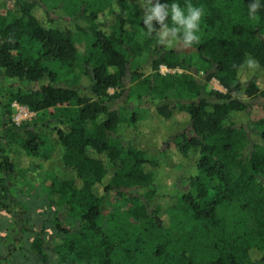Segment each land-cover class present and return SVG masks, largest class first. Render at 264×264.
Wrapping results in <instances>:
<instances>
[{"label": "trees", "instance_id": "1", "mask_svg": "<svg viewBox=\"0 0 264 264\" xmlns=\"http://www.w3.org/2000/svg\"><path fill=\"white\" fill-rule=\"evenodd\" d=\"M5 2L0 230L16 223L19 238L0 264H264V7L250 17L251 0H175L204 11L200 43L180 50L147 34V0ZM14 102L39 118L4 120ZM255 107L262 118L236 123ZM53 150V170L28 179L31 158ZM168 153L189 182L172 196L159 179ZM110 199L162 241L138 249L106 232Z\"/></svg>", "mask_w": 264, "mask_h": 264}, {"label": "rangeland", "instance_id": "2", "mask_svg": "<svg viewBox=\"0 0 264 264\" xmlns=\"http://www.w3.org/2000/svg\"><path fill=\"white\" fill-rule=\"evenodd\" d=\"M5 6H8L5 2V0H0V11H3ZM85 44H86L85 41H81V43H79V47L82 50H84ZM180 44L181 43L179 41H176L175 43H173L170 46L179 47L181 50V48H183V46ZM191 55L193 56L192 61L194 62L196 60V58H195L194 54H191ZM195 66H197V62H195ZM159 71L161 74H165L167 72H174L176 70H170V69H167V68L161 66ZM207 88L223 91V88L221 87V85L218 83V81L215 78H212L209 81ZM14 112H15L14 107H12L11 117H12V114H14ZM46 116L47 115L45 114V117ZM249 116H246L242 113H239V114L234 116V120L236 121V123H245L246 120L247 121L249 120L250 122H252L254 120H258V119L262 118L263 112L260 108L255 107L253 109V111L251 112V114H249ZM35 118H39V117L34 112L31 119L26 120V121L31 122V121L35 120ZM4 120L11 122L10 118L7 116L5 117ZM150 121L153 124L158 125V120L156 118H152V119L150 118ZM163 125L161 124L162 127H163ZM164 126L166 127V125H164ZM171 126L172 125H170V127ZM157 135L161 136L160 134H157ZM160 139H162V137ZM253 140L255 142H261V144H262V140L257 135L253 136ZM156 142H159V141L156 140ZM54 151L55 150H53L51 152L50 158L48 160L36 162V160L31 158L30 165H29V167H27V172L29 173V175H28V173H26V175L29 176L28 179L37 182V180L44 179L46 176L45 174H47L51 170H53L52 169V165H53L52 162H53V158H54V154H55ZM174 158H175V154H173V153H168L167 157L163 158V160H164L163 163L167 167L168 171L162 170L163 173L159 174L161 191L167 193L169 196L184 193L189 188V182H188L187 178L183 177L182 173L180 171H176V170L171 169V166L173 164L172 160H174ZM183 162H185V160H183ZM185 165H186V163H185ZM31 167L33 168V170L30 169ZM187 174H189V173H187ZM40 190H42V189H40ZM162 201L163 200L160 201L161 206L163 205L162 209L165 208V205L168 206V205L172 204V202H173L172 198H169L167 202H162ZM108 202L109 203H107V210L105 213L106 218L103 222V226L106 228V232H108V231L110 232V230H112V231L118 230L119 231L118 234H121L122 238L127 240L126 241L127 244H129V245L131 244L138 249H146V248H149L151 246L154 247L157 243L162 241L163 235L161 232H159L158 230L156 231L155 228L151 227L149 224H147L144 221L140 222V221L133 220L126 213L127 205H124L120 202L114 201L113 199H110ZM37 223L34 225L33 230H36V229L39 230L38 226H39L40 220H37ZM117 228H119V229H117ZM17 231L18 230L16 227V223H13L12 225H8V229H6V230H4V229L0 230V241H1L0 242V251L2 253L6 254L7 250L12 246L13 240L15 238H19ZM143 262H144L143 259H138V260H135L131 264H154V263H157V261L153 263L152 260H149L148 263H143Z\"/></svg>", "mask_w": 264, "mask_h": 264}, {"label": "clouds", "instance_id": "3", "mask_svg": "<svg viewBox=\"0 0 264 264\" xmlns=\"http://www.w3.org/2000/svg\"><path fill=\"white\" fill-rule=\"evenodd\" d=\"M262 7L264 0H251L248 15L254 16ZM142 9V21L147 34L155 33L160 45L170 46L176 41H182L184 47H191L200 43V25L204 16L201 7L189 3L186 8H182L175 0L171 3L147 0ZM154 22L159 27H155ZM248 63L252 66L256 62L249 59Z\"/></svg>", "mask_w": 264, "mask_h": 264}, {"label": "built area", "instance_id": "4", "mask_svg": "<svg viewBox=\"0 0 264 264\" xmlns=\"http://www.w3.org/2000/svg\"><path fill=\"white\" fill-rule=\"evenodd\" d=\"M12 107H14L15 112L12 114L11 121L16 125H19L26 120H30L34 114V112L30 111L26 106L20 105L16 102L12 103Z\"/></svg>", "mask_w": 264, "mask_h": 264}]
</instances>
